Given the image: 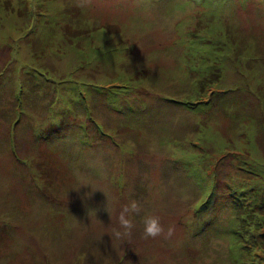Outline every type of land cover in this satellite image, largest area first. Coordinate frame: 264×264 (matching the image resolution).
Listing matches in <instances>:
<instances>
[{"label":"rangeland","instance_id":"1","mask_svg":"<svg viewBox=\"0 0 264 264\" xmlns=\"http://www.w3.org/2000/svg\"><path fill=\"white\" fill-rule=\"evenodd\" d=\"M77 3L0 0V264H264V0Z\"/></svg>","mask_w":264,"mask_h":264},{"label":"clouds","instance_id":"2","mask_svg":"<svg viewBox=\"0 0 264 264\" xmlns=\"http://www.w3.org/2000/svg\"><path fill=\"white\" fill-rule=\"evenodd\" d=\"M91 2L92 0H78L77 6L87 7L90 6ZM73 175L78 185V187L74 191H78L81 187L90 188V180L88 179V177L79 173L78 170L75 171ZM142 210L143 206L134 199H130L127 203L124 204H120L115 198L113 199V203L110 209L111 214H109V211L106 212L108 214L109 220L115 221L116 226L111 227L110 235L116 242H118V244H123L124 242L131 239L133 230L136 228V225L133 222V218L135 216H139ZM142 225V238L145 240L156 239L160 236H165L167 238L170 237L173 232V229L171 227L167 230L165 229L161 217L156 214H145L142 217Z\"/></svg>","mask_w":264,"mask_h":264}]
</instances>
